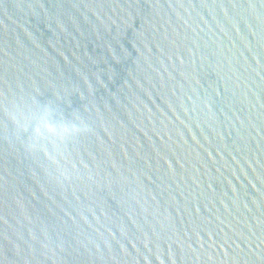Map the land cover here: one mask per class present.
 <instances>
[{
  "label": "water",
  "instance_id": "obj_1",
  "mask_svg": "<svg viewBox=\"0 0 264 264\" xmlns=\"http://www.w3.org/2000/svg\"><path fill=\"white\" fill-rule=\"evenodd\" d=\"M0 264H264V0H0Z\"/></svg>",
  "mask_w": 264,
  "mask_h": 264
},
{
  "label": "clouds",
  "instance_id": "obj_2",
  "mask_svg": "<svg viewBox=\"0 0 264 264\" xmlns=\"http://www.w3.org/2000/svg\"><path fill=\"white\" fill-rule=\"evenodd\" d=\"M47 130H50V129H49V126L45 125V127H44L43 130L38 128V129H37V132H38V134H40L42 131H47Z\"/></svg>",
  "mask_w": 264,
  "mask_h": 264
}]
</instances>
